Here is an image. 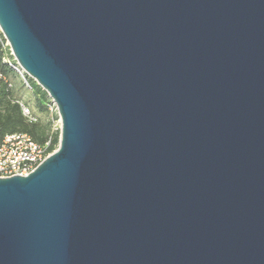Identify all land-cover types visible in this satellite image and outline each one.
Listing matches in <instances>:
<instances>
[{"label": "water", "instance_id": "water-1", "mask_svg": "<svg viewBox=\"0 0 264 264\" xmlns=\"http://www.w3.org/2000/svg\"><path fill=\"white\" fill-rule=\"evenodd\" d=\"M58 147L0 177V264H264V0H0Z\"/></svg>", "mask_w": 264, "mask_h": 264}, {"label": "built area", "instance_id": "built-area-1", "mask_svg": "<svg viewBox=\"0 0 264 264\" xmlns=\"http://www.w3.org/2000/svg\"><path fill=\"white\" fill-rule=\"evenodd\" d=\"M0 37H2L1 31ZM5 45L7 46L6 42ZM2 62L15 70L21 77H24L23 71L9 56H3ZM0 81H3L8 88L14 87L13 83L7 79L1 71ZM15 103H17L22 115L28 122L36 121V115L23 100L20 98L16 99ZM46 106L49 113L56 116L55 121H53L55 129H60V119L55 103L48 98ZM49 145L50 140H47L43 144H38L25 133L14 132L4 134L0 138V177L28 175L55 150L54 149L53 151L49 152Z\"/></svg>", "mask_w": 264, "mask_h": 264}, {"label": "trees", "instance_id": "trees-1", "mask_svg": "<svg viewBox=\"0 0 264 264\" xmlns=\"http://www.w3.org/2000/svg\"><path fill=\"white\" fill-rule=\"evenodd\" d=\"M5 55L12 58L8 46L0 37V71L9 79V70L13 69L2 62ZM9 80L12 82L11 79ZM14 88H8L3 81H0V138L6 133H25L38 144L50 140L48 151H53L58 147L59 129L52 127L53 118L48 116L49 111L46 106L48 98L45 92L38 88L34 93L35 97L31 99L32 101L29 103L31 107H29L36 115V121L28 122L15 103V100L19 98L16 96Z\"/></svg>", "mask_w": 264, "mask_h": 264}, {"label": "rangeland", "instance_id": "rangeland-1", "mask_svg": "<svg viewBox=\"0 0 264 264\" xmlns=\"http://www.w3.org/2000/svg\"><path fill=\"white\" fill-rule=\"evenodd\" d=\"M8 76H9V79L12 80V83L15 87L14 92H16L15 93L16 96L22 99L26 103V105L29 107L30 106L29 103H31L32 101L31 99L35 97L34 93L40 87L33 80L27 77L25 74H24V77H21L15 70H9ZM42 92L44 91L42 90ZM48 116L50 118L52 117L53 121H55L56 116L54 114L48 113ZM52 127L53 129L55 128L54 123Z\"/></svg>", "mask_w": 264, "mask_h": 264}]
</instances>
